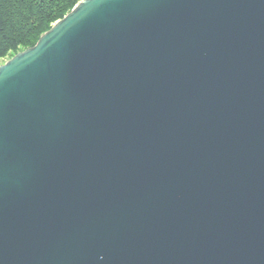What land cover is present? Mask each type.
I'll use <instances>...</instances> for the list:
<instances>
[{
	"label": "water",
	"instance_id": "1",
	"mask_svg": "<svg viewBox=\"0 0 264 264\" xmlns=\"http://www.w3.org/2000/svg\"><path fill=\"white\" fill-rule=\"evenodd\" d=\"M0 264H264V0H80L0 64Z\"/></svg>",
	"mask_w": 264,
	"mask_h": 264
},
{
	"label": "trees",
	"instance_id": "2",
	"mask_svg": "<svg viewBox=\"0 0 264 264\" xmlns=\"http://www.w3.org/2000/svg\"><path fill=\"white\" fill-rule=\"evenodd\" d=\"M80 0H0V60L36 44Z\"/></svg>",
	"mask_w": 264,
	"mask_h": 264
},
{
	"label": "rangeland",
	"instance_id": "3",
	"mask_svg": "<svg viewBox=\"0 0 264 264\" xmlns=\"http://www.w3.org/2000/svg\"><path fill=\"white\" fill-rule=\"evenodd\" d=\"M10 56H6L0 60V64L4 63Z\"/></svg>",
	"mask_w": 264,
	"mask_h": 264
}]
</instances>
